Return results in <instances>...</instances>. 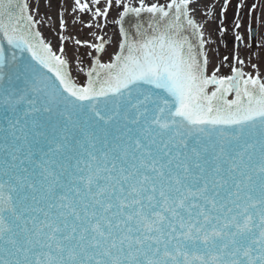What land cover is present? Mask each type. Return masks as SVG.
I'll list each match as a JSON object with an SVG mask.
<instances>
[{
  "label": "snow or ice",
  "instance_id": "1",
  "mask_svg": "<svg viewBox=\"0 0 264 264\" xmlns=\"http://www.w3.org/2000/svg\"><path fill=\"white\" fill-rule=\"evenodd\" d=\"M230 6L0 0V264H264V33L246 65L241 0L216 62Z\"/></svg>",
  "mask_w": 264,
  "mask_h": 264
},
{
  "label": "rangeland",
  "instance_id": "2",
  "mask_svg": "<svg viewBox=\"0 0 264 264\" xmlns=\"http://www.w3.org/2000/svg\"><path fill=\"white\" fill-rule=\"evenodd\" d=\"M163 2V0H161ZM222 4V0H215ZM241 0H231V6L227 12L226 26L228 32L220 38L219 33L217 32L212 38L217 41L214 43L211 48L213 50L212 55L215 56L216 62L222 60L223 56H230L233 52L236 51V41L234 39L233 25L236 20V5L239 4ZM253 3L257 4L256 9H252L251 5ZM240 22L241 28L239 32L242 36L245 37L244 44L240 45V49L243 53L242 58L245 59L246 65L248 64L249 51L247 50L248 45V27L250 24L257 26V44L251 48L252 52L258 50L257 45L259 44V36L264 33V0H244V7L240 9ZM46 39H51L55 43L54 34L50 32L47 28L41 29ZM231 40V42H230ZM252 62H257L255 57H252ZM261 72L264 74V64L260 65ZM246 71H252L250 65L245 68ZM228 68L222 69V74H229Z\"/></svg>",
  "mask_w": 264,
  "mask_h": 264
},
{
  "label": "water",
  "instance_id": "3",
  "mask_svg": "<svg viewBox=\"0 0 264 264\" xmlns=\"http://www.w3.org/2000/svg\"><path fill=\"white\" fill-rule=\"evenodd\" d=\"M251 33H252V36L254 37L252 41V47H253L257 42V27L256 26L251 25Z\"/></svg>",
  "mask_w": 264,
  "mask_h": 264
}]
</instances>
